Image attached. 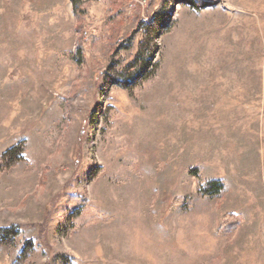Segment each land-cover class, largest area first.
I'll list each match as a JSON object with an SVG mask.
<instances>
[{"label": "rangeland", "instance_id": "1", "mask_svg": "<svg viewBox=\"0 0 264 264\" xmlns=\"http://www.w3.org/2000/svg\"><path fill=\"white\" fill-rule=\"evenodd\" d=\"M194 1L0 0V264H264V0Z\"/></svg>", "mask_w": 264, "mask_h": 264}, {"label": "trees", "instance_id": "2", "mask_svg": "<svg viewBox=\"0 0 264 264\" xmlns=\"http://www.w3.org/2000/svg\"><path fill=\"white\" fill-rule=\"evenodd\" d=\"M78 2L79 0H71L74 11H76L78 8ZM188 3H190L191 5L197 6V3L194 0H189ZM135 59H136L134 62L135 64L139 63L142 60V58L139 55H137ZM215 185H217L216 181L208 182L205 184L201 183L200 185L201 192L204 194H208V191L211 188H213ZM15 233H16V229H14L13 226H9L8 228L0 227V238L5 237V236H13L15 235Z\"/></svg>", "mask_w": 264, "mask_h": 264}, {"label": "bare ground", "instance_id": "3", "mask_svg": "<svg viewBox=\"0 0 264 264\" xmlns=\"http://www.w3.org/2000/svg\"><path fill=\"white\" fill-rule=\"evenodd\" d=\"M135 236L137 237V235H135ZM135 236H134V235L132 236V240H134V239H135ZM133 238H134V239H133Z\"/></svg>", "mask_w": 264, "mask_h": 264}]
</instances>
